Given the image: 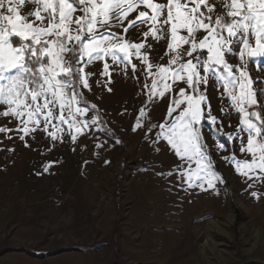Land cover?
I'll return each mask as SVG.
<instances>
[{"label": "snow or ice", "instance_id": "1", "mask_svg": "<svg viewBox=\"0 0 264 264\" xmlns=\"http://www.w3.org/2000/svg\"><path fill=\"white\" fill-rule=\"evenodd\" d=\"M32 2L36 9L25 16L20 12L25 0H0V105L6 106L0 117L18 121L15 129L0 127L7 139H12L7 134L15 131L24 146L30 147L25 137L35 140L33 134L41 131L54 147L56 142H65V135L76 144L93 129L114 138L100 109L84 94L92 91L89 81L94 75L85 69L102 62L101 76L108 77L106 88L112 83L114 67L121 68L126 78L129 68L134 79L139 80L137 71L144 78L147 99L132 131L144 130L143 139L154 154L161 151L163 143L180 161L158 176L176 175L185 192L199 189L219 195L217 185L225 181L216 169L212 150L222 152L226 148L223 140H227L238 141L239 147L222 157L225 162L248 180H264V89L259 87L264 77L253 79L249 72L250 62L264 71V0H230L224 5L226 17L215 18V6L207 0H167V4L154 0ZM132 13L137 15L129 19ZM141 26L147 28L143 40L125 38L130 29ZM165 32L164 56L168 59L163 64L153 63L148 38L159 42ZM200 32L205 33L202 38H198ZM228 57H237L239 64L230 63ZM210 86L217 92L218 110ZM166 96L167 115L163 122H153L149 106ZM233 112L238 114L239 124L229 122L233 131L226 132L224 121ZM115 143L122 142L116 138ZM101 147L102 143L96 144ZM236 152L251 156V160L238 159ZM51 167L53 163L48 162L43 171L47 173Z\"/></svg>", "mask_w": 264, "mask_h": 264}, {"label": "rangeland", "instance_id": "2", "mask_svg": "<svg viewBox=\"0 0 264 264\" xmlns=\"http://www.w3.org/2000/svg\"><path fill=\"white\" fill-rule=\"evenodd\" d=\"M154 2L167 4V0ZM207 2L215 6L213 18L226 17L224 5L230 0ZM35 9L32 0H25L20 12L27 16ZM144 31L145 26L130 29L125 38L140 42ZM204 35L200 32L198 38ZM148 43L152 62L165 63L167 32L159 42L149 37ZM228 59L239 64L237 57ZM133 63L142 67L139 60ZM85 71L94 75L89 81L92 91L84 94L100 109L114 138L93 129L76 144L65 135V142L53 147L47 134L37 131L35 140L25 137L30 145L25 147L19 133L9 132L12 139L0 133V264H264V180L238 175L222 158L239 142L223 140L222 152L212 150L225 181L217 185L219 195L199 189L185 192L176 175L166 179L157 175L171 171L180 163L178 158L163 143L154 154L143 139L144 130L132 131L147 99L140 71L137 80L131 68L126 78L121 68L114 67L112 83L107 85L110 92L104 83L108 77L101 76L102 62ZM249 72L253 79L264 77L252 62ZM259 87L264 89V84ZM210 92L218 110L217 92L211 86ZM167 106V96L149 106L153 122H163ZM5 108L0 105V111ZM229 122L237 126L238 114L233 112L224 121L226 132L233 131ZM2 126L15 129L18 121L0 117ZM116 138L122 143L116 144ZM97 143L103 147L96 148ZM236 155L251 160L249 155ZM48 162L53 167L45 173Z\"/></svg>", "mask_w": 264, "mask_h": 264}]
</instances>
